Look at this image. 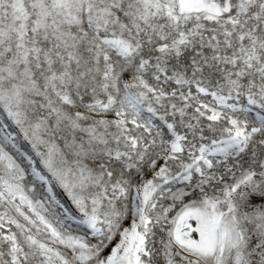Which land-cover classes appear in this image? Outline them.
Returning <instances> with one entry per match:
<instances>
[{
    "label": "snow or ice",
    "instance_id": "6c2138e0",
    "mask_svg": "<svg viewBox=\"0 0 264 264\" xmlns=\"http://www.w3.org/2000/svg\"><path fill=\"white\" fill-rule=\"evenodd\" d=\"M0 264H264V0H0Z\"/></svg>",
    "mask_w": 264,
    "mask_h": 264
}]
</instances>
